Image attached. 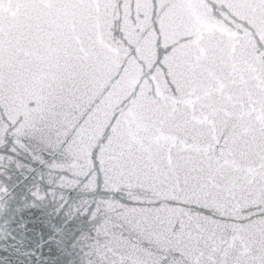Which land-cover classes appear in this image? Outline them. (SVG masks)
I'll return each mask as SVG.
<instances>
[{"label": "snow or ice", "instance_id": "6c2138e0", "mask_svg": "<svg viewBox=\"0 0 264 264\" xmlns=\"http://www.w3.org/2000/svg\"><path fill=\"white\" fill-rule=\"evenodd\" d=\"M0 129L111 194L95 264H264V0H0Z\"/></svg>", "mask_w": 264, "mask_h": 264}, {"label": "water", "instance_id": "95a60500", "mask_svg": "<svg viewBox=\"0 0 264 264\" xmlns=\"http://www.w3.org/2000/svg\"><path fill=\"white\" fill-rule=\"evenodd\" d=\"M71 163L61 146L0 129V264H95L111 194Z\"/></svg>", "mask_w": 264, "mask_h": 264}]
</instances>
